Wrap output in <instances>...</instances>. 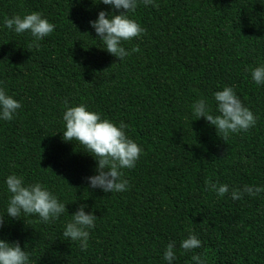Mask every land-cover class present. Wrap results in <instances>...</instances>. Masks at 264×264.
Here are the masks:
<instances>
[{"label":"trees","instance_id":"trees-1","mask_svg":"<svg viewBox=\"0 0 264 264\" xmlns=\"http://www.w3.org/2000/svg\"><path fill=\"white\" fill-rule=\"evenodd\" d=\"M99 0H0L5 17L40 12L54 31L38 43L30 33L0 27V87L21 103L0 121V239L19 242L31 264H264V192L231 198L233 189L264 185V85L250 69L264 63V0H154L130 18L145 30L123 42L122 61L102 47L89 21ZM118 14V13H117ZM136 48V51H132ZM230 86L256 117L247 131L217 134L193 115L203 99L217 115L213 94ZM84 104L142 149L136 166L122 169L126 191L88 189L96 161L76 141L62 138V114ZM10 174L40 183L66 205L45 224L38 216H6ZM207 184H227L217 197ZM97 218L88 247L62 236L78 206ZM189 232L201 246L180 249Z\"/></svg>","mask_w":264,"mask_h":264},{"label":"clouds","instance_id":"clouds-1","mask_svg":"<svg viewBox=\"0 0 264 264\" xmlns=\"http://www.w3.org/2000/svg\"><path fill=\"white\" fill-rule=\"evenodd\" d=\"M94 2V0H93ZM113 11L101 10L89 25L95 31L102 47L110 55L122 61L130 52L123 47V42L141 37L145 30L136 20L130 18L136 9L143 4L154 6V0H99ZM118 13V14H117ZM0 27L16 34L30 33L34 43H38L54 31V24L40 12H31L23 16L5 17ZM133 48L132 51H136ZM251 80L256 85H264V63L250 69ZM217 115H213L203 99L191 105L192 113L199 119L203 117L210 126H214L217 134L227 137L229 133L247 131L256 124L253 112L244 106L234 89L224 87L214 94ZM21 108L19 100L9 95L5 88L0 87V121H10ZM64 131L62 138L66 142L76 141L96 161L95 174L85 177L88 189H100L105 193L123 192L128 182L123 179L122 169H132L142 153L141 147L130 139L125 129L127 125L121 121L117 126L101 114L89 110L86 105L68 107L62 114ZM4 184L10 194L6 205V216L21 219L22 216L35 215L45 224L58 219L66 209V205L57 196L40 183L26 184L22 176L8 175ZM208 191L215 192L217 197H224L228 191L227 184H207ZM264 192V185H245L242 190L233 189L231 198L241 199L243 195L257 196ZM86 204L78 206L71 214V220L64 225L62 236L71 242H79L81 250H86L90 230L95 228L96 216L85 212ZM5 218L0 216V228ZM201 246L200 239L191 232L180 241V249L189 252ZM162 260L173 264L176 260L175 241L165 247ZM194 264H206L199 255H193ZM0 264H31L30 254L21 247L19 242L0 239Z\"/></svg>","mask_w":264,"mask_h":264}]
</instances>
